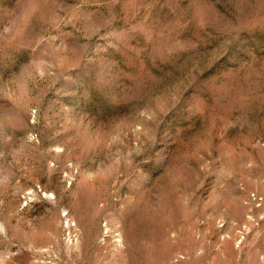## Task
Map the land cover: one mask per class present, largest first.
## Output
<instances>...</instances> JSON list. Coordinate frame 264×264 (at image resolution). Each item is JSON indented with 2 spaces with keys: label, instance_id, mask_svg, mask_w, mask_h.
Returning a JSON list of instances; mask_svg holds the SVG:
<instances>
[{
  "label": "rangeland",
  "instance_id": "1",
  "mask_svg": "<svg viewBox=\"0 0 264 264\" xmlns=\"http://www.w3.org/2000/svg\"><path fill=\"white\" fill-rule=\"evenodd\" d=\"M0 264H264V0H0Z\"/></svg>",
  "mask_w": 264,
  "mask_h": 264
}]
</instances>
